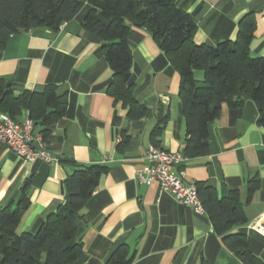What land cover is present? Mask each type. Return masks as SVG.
Wrapping results in <instances>:
<instances>
[{"label": "crops", "instance_id": "obj_1", "mask_svg": "<svg viewBox=\"0 0 264 264\" xmlns=\"http://www.w3.org/2000/svg\"><path fill=\"white\" fill-rule=\"evenodd\" d=\"M80 1L79 11L57 31L45 27L21 31L0 49V79L16 91H42L52 84L67 95L65 115L46 140L59 161L24 163L0 143V207H14L23 183L30 181V204L16 233H34L45 215L63 201V180L73 169L72 160L107 166L82 208L77 223L82 253L74 264H106L120 244L134 252L130 264H243L223 245L205 212L195 213L160 192L155 182L144 185L136 179L146 164L149 135L161 108L168 120L158 145L182 153L185 124L179 73L147 31L132 27L127 42L133 95L150 113L128 120L127 109L105 92L112 71L99 37L82 27L89 5ZM175 4L192 15L197 44L235 39L239 19L252 12L255 28L249 53L264 55V0H175ZM258 118V107L250 99L234 108L222 104L219 116L208 125V153L185 158L171 169L183 172L184 183L206 182L219 196L238 190L247 223L232 231L244 233L249 250L264 262V126ZM124 130L128 143L117 151ZM253 177L259 179V187L245 202L247 180Z\"/></svg>", "mask_w": 264, "mask_h": 264}, {"label": "trees", "instance_id": "obj_2", "mask_svg": "<svg viewBox=\"0 0 264 264\" xmlns=\"http://www.w3.org/2000/svg\"><path fill=\"white\" fill-rule=\"evenodd\" d=\"M87 3L89 9L82 27L101 40V51L112 71L105 92L127 109L128 120L150 113L134 97L130 79L131 49L127 35L136 27L151 35L180 75L178 97L185 124L182 148L185 158L208 153V125L219 116L222 104L234 108L247 99L252 100L258 107V122L264 126V55L252 57L249 53L255 28L252 12L239 19L235 39L210 45L194 42L193 17L178 8L175 0H87ZM82 4L80 0H0V49L11 35L21 31L35 27L57 31L63 22L74 17ZM66 105V92H58L55 85L46 84L42 91H16L0 79V111L14 121L27 112L34 131L45 141L65 115ZM167 120L168 113L159 109L149 135L151 144H159L158 137ZM127 143L124 130L117 151H122ZM70 162L73 169L63 180V201L45 215L34 233L15 231L30 204L29 180L23 183L14 207L11 204L0 207V264H74L81 256L77 223L107 166ZM195 186L213 231L223 245L243 264H264L249 250L246 235L232 231L234 226L247 223L239 191L219 196L206 182H196ZM258 187V178L247 180L245 202L251 200ZM133 256L126 244H120L110 253L106 264H130Z\"/></svg>", "mask_w": 264, "mask_h": 264}, {"label": "built area", "instance_id": "obj_3", "mask_svg": "<svg viewBox=\"0 0 264 264\" xmlns=\"http://www.w3.org/2000/svg\"><path fill=\"white\" fill-rule=\"evenodd\" d=\"M0 143L13 151L24 163L34 160L45 163L59 161L48 150L47 141L40 133L34 131L33 121L27 112L19 121H14L0 111ZM145 160L146 164L136 172V179L140 183L150 185L155 182L160 192L170 194L177 202L191 208L197 214L204 213L195 184L184 183L183 172L177 173L171 169L185 160L182 153L149 144L145 152ZM256 230L263 232L262 227Z\"/></svg>", "mask_w": 264, "mask_h": 264}]
</instances>
